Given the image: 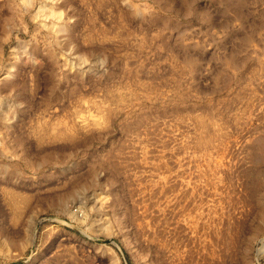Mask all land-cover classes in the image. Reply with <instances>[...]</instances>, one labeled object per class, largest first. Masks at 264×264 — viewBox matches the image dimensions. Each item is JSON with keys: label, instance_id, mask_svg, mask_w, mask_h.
I'll use <instances>...</instances> for the list:
<instances>
[{"label": "rangeland", "instance_id": "rangeland-1", "mask_svg": "<svg viewBox=\"0 0 264 264\" xmlns=\"http://www.w3.org/2000/svg\"><path fill=\"white\" fill-rule=\"evenodd\" d=\"M0 169V264H264V0H0Z\"/></svg>", "mask_w": 264, "mask_h": 264}, {"label": "bare ground", "instance_id": "bare-ground-1", "mask_svg": "<svg viewBox=\"0 0 264 264\" xmlns=\"http://www.w3.org/2000/svg\"><path fill=\"white\" fill-rule=\"evenodd\" d=\"M204 125H206L205 124V122H204ZM206 140V139H205ZM207 141V140H206ZM205 141V142H206ZM6 172V170H1L0 169V174H2V173H5ZM72 215H75V213H72ZM263 250H264V244H263V247H261L259 250H258V253H260V252H263Z\"/></svg>", "mask_w": 264, "mask_h": 264}]
</instances>
